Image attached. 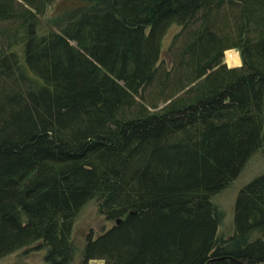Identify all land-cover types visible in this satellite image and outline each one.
Listing matches in <instances>:
<instances>
[{
  "label": "trees",
  "instance_id": "obj_1",
  "mask_svg": "<svg viewBox=\"0 0 264 264\" xmlns=\"http://www.w3.org/2000/svg\"><path fill=\"white\" fill-rule=\"evenodd\" d=\"M259 151L264 0H0V258L71 264L94 203L81 264H264V171L214 202Z\"/></svg>",
  "mask_w": 264,
  "mask_h": 264
},
{
  "label": "rangeland",
  "instance_id": "obj_2",
  "mask_svg": "<svg viewBox=\"0 0 264 264\" xmlns=\"http://www.w3.org/2000/svg\"><path fill=\"white\" fill-rule=\"evenodd\" d=\"M66 2L60 3L61 6L66 5ZM52 6L48 8L45 17L49 18L52 14ZM170 33H167L163 40V46L168 43ZM228 52V53H227ZM228 55H227V54ZM234 54V55H232ZM229 58L234 57L233 61ZM222 61L227 67H238L240 65V59L238 52L234 49H227L223 51ZM264 171V153L257 152L254 156L250 157L246 162L241 172L237 175L235 180L230 183L227 188L219 192L215 197L214 202L221 212V221L218 225V234L225 237L229 234L232 227V213L233 202L237 190L245 184L250 178L262 173ZM110 222L103 219V217L97 213L94 203H89L84 206L72 224L71 238L72 247L71 252L72 263L81 264L82 247L85 242V235L90 232L91 236L98 234L110 226ZM43 250H30L26 253H11L0 258V264H13V263H25V264H42ZM86 264H102V260L91 259Z\"/></svg>",
  "mask_w": 264,
  "mask_h": 264
},
{
  "label": "bare ground",
  "instance_id": "obj_3",
  "mask_svg": "<svg viewBox=\"0 0 264 264\" xmlns=\"http://www.w3.org/2000/svg\"><path fill=\"white\" fill-rule=\"evenodd\" d=\"M227 53H228V52H227ZM227 53H226V54H227ZM227 55H228V54H227ZM227 55H226V56H227ZM232 55H234V54H232ZM227 57H228V56H227ZM234 57H235V56H234ZM234 57H232V58H229V57H228V59L231 60V61H233V60H234V59H233Z\"/></svg>",
  "mask_w": 264,
  "mask_h": 264
},
{
  "label": "water",
  "instance_id": "obj_4",
  "mask_svg": "<svg viewBox=\"0 0 264 264\" xmlns=\"http://www.w3.org/2000/svg\"><path fill=\"white\" fill-rule=\"evenodd\" d=\"M119 221H116V223H118ZM205 264H208V261L205 262ZM243 264H246V263H243Z\"/></svg>",
  "mask_w": 264,
  "mask_h": 264
},
{
  "label": "flooded vegetation",
  "instance_id": "obj_5",
  "mask_svg": "<svg viewBox=\"0 0 264 264\" xmlns=\"http://www.w3.org/2000/svg\"><path fill=\"white\" fill-rule=\"evenodd\" d=\"M261 264H263V263H261Z\"/></svg>",
  "mask_w": 264,
  "mask_h": 264
}]
</instances>
